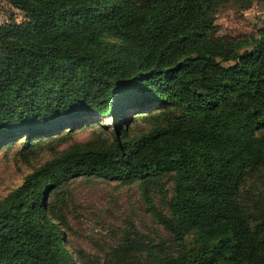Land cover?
<instances>
[{"label":"trees","instance_id":"16d2710c","mask_svg":"<svg viewBox=\"0 0 264 264\" xmlns=\"http://www.w3.org/2000/svg\"><path fill=\"white\" fill-rule=\"evenodd\" d=\"M5 1L25 19L0 24V145L21 137L24 157L93 118L111 129L0 198V264H264V23L219 34L226 0ZM166 174L167 214L149 196ZM77 177L136 181L169 236L71 256L56 199Z\"/></svg>","mask_w":264,"mask_h":264},{"label":"rangeland","instance_id":"374dc122","mask_svg":"<svg viewBox=\"0 0 264 264\" xmlns=\"http://www.w3.org/2000/svg\"><path fill=\"white\" fill-rule=\"evenodd\" d=\"M213 17L221 35L256 36L257 29L264 23V2L255 1L247 7H238L231 0H226L217 7ZM9 19L20 22L25 18L20 10L0 0V24ZM109 121V118H93L69 133L42 138L24 157L22 154L25 152L20 149L21 137L13 143L8 141L0 145V198L17 186L25 174L70 144L85 141L98 131L106 135L111 129ZM145 126L135 119L131 130L136 132ZM171 189L170 174L163 176L160 192L151 188L149 196L156 210L167 214L166 202ZM62 191L63 198L56 199V207L65 245L73 257L93 256L100 259L126 230H134L154 242L169 236L147 211L136 181L126 183L101 177H77L68 181Z\"/></svg>","mask_w":264,"mask_h":264}]
</instances>
